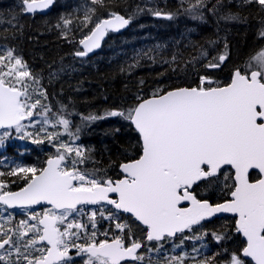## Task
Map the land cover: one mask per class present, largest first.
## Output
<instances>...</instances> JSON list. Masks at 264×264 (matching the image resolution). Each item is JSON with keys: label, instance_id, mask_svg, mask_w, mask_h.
<instances>
[{"label": "snow or ice", "instance_id": "6c2138e0", "mask_svg": "<svg viewBox=\"0 0 264 264\" xmlns=\"http://www.w3.org/2000/svg\"><path fill=\"white\" fill-rule=\"evenodd\" d=\"M52 2L53 0H23L28 12L47 8ZM92 2L103 4V0ZM246 2L256 3L264 8V0ZM198 4L206 6L205 0H198ZM90 11L94 12L95 9ZM155 14L173 18L170 13ZM112 16V19L96 23L91 33L79 41L84 50L76 52L77 56H86L94 48H98L108 30H119L130 23V19L123 16L115 13ZM226 19L237 17L228 16ZM85 20H91L87 13ZM65 23L71 21L65 20ZM260 35L264 36V31ZM225 59L226 55L218 57L220 62ZM0 65L7 68V71L0 70V128L14 127L19 132L25 127L22 121L32 117L33 110L41 104L39 98L29 103L32 97L28 92L26 78L34 81L35 78L22 59L13 55L12 50L7 52V64L5 56L0 55ZM208 66L215 68L219 64ZM5 77L14 79L15 84ZM16 84L21 87H16ZM160 91L162 90H158ZM40 95L46 98L45 92ZM49 111L51 108L45 106L41 113L46 117L45 124L49 123ZM117 116L130 121L142 139L140 158L121 165L125 178H96L94 174L79 170L77 165L84 163L86 159L85 150L67 143L58 145V154L47 161V167L41 169L39 175L35 167H19L9 173L16 175L22 172L25 177L31 173V177H27V186L19 192H0V202L9 207L26 208L43 201L62 211L60 215H56L49 209L39 219L33 215L31 218L37 221L36 224L21 221L17 227H24L25 230L18 233L19 243L13 242L12 236L8 235L12 230H7L0 237V249L11 245L17 260L9 262L8 258L12 255L9 251L0 255V261L19 264L22 257L26 264H60L68 256L70 247L65 238L77 236L78 233L70 230L82 229L84 225L73 221L61 231L57 223H63L68 215L77 211V205L106 201L115 209L132 214L136 220L146 225V239L156 242L174 238L177 233H184L185 230L191 231L196 225L202 226V221L217 213H234L239 217L236 230L242 233L247 242L242 255L251 257L255 264H264V179L255 183L248 179L250 169L264 172V49L253 55L243 70L237 68L226 86H219L211 78L202 77L198 87L176 88L163 94L154 93L151 99L130 109L106 111L104 116L89 115L84 119ZM70 124L69 119L58 114L53 126L60 125L64 132L78 138L80 129L76 128L73 132ZM8 135L10 133L7 131L3 133V136ZM27 135L32 136V133ZM57 135L59 134L48 133L46 138L51 142ZM33 142L42 143L39 139H34ZM73 153L75 158H72ZM225 165L235 169L236 183L229 192L232 199L215 205L207 199H198L193 186L199 187L200 182L211 186L222 175L227 179V174L221 171ZM3 175L4 173H0V176ZM4 187V183L0 182V189ZM109 193H116L118 199H110ZM184 201L189 202L190 206L180 207ZM95 216L96 212L93 211L90 219ZM116 227L123 230L127 226L117 223ZM29 232L34 235L24 241L23 237ZM91 235V243L71 245L78 249V254H88L86 264H121L125 259H143L137 255L143 245L131 239L130 230L128 246H125L121 237L114 238L112 242L104 240L97 243L94 239L96 233L92 232ZM204 235L207 233L196 238L202 239ZM213 237L217 241L224 239V236L216 233H213ZM191 238L182 237L181 244L184 239ZM43 241L51 247H35ZM21 247L26 250L34 249L40 255L33 257L30 252L22 253ZM183 261L184 257L174 256L168 264H183ZM197 264L211 262L203 260L197 261ZM227 264L245 262L239 255L232 254Z\"/></svg>", "mask_w": 264, "mask_h": 264}, {"label": "trees", "instance_id": "16d2710c", "mask_svg": "<svg viewBox=\"0 0 264 264\" xmlns=\"http://www.w3.org/2000/svg\"><path fill=\"white\" fill-rule=\"evenodd\" d=\"M205 3L201 7L198 0H103V4L92 0H56L49 13L29 15L25 13L23 0H0V55L5 56V64L9 50L22 59L35 78L28 82L34 93L29 103L37 98L41 100L33 116L22 123L28 125L27 129L4 131L10 135L3 136L0 143V159L7 162L15 156V150H28V145L35 148L34 139L46 141L48 147L54 146L46 138L50 132L44 119L38 118L32 126L33 117H39L45 106L51 108L47 114L69 119L70 130L74 132L77 124L102 123L105 118L84 119L97 116L98 111L104 116L106 111L135 107L154 93L200 86L199 76L209 64L220 63V55H226L225 63L212 75L227 85L237 68L243 70L250 58L264 49V36L260 35L264 31V8L246 0L219 3L205 0ZM157 12L170 13L173 18L156 15ZM86 13L90 21L85 20ZM113 13L130 19L128 29L109 33L94 56H77L75 53L82 51L79 41L91 33L96 23ZM197 16L202 18H194ZM228 16L237 19H226ZM65 20L71 23L66 24ZM0 70L7 68L0 65ZM5 79L15 84L14 79ZM41 92L46 93V98ZM111 125L117 126L111 130L113 141L123 132L127 140L140 139L122 117H111ZM223 173L227 179L222 175L211 186L204 182L196 186L197 198L213 204L227 200L233 187V173L230 170ZM202 233L207 235L197 239ZM213 233L224 239L215 240ZM184 236L192 238L184 239L181 244ZM244 247L245 241L238 234L234 220L217 218L171 239L144 242L142 264H168L174 256L184 257L183 264L203 260L227 264L232 254L242 259Z\"/></svg>", "mask_w": 264, "mask_h": 264}, {"label": "flooded vegetation", "instance_id": "af4514ba", "mask_svg": "<svg viewBox=\"0 0 264 264\" xmlns=\"http://www.w3.org/2000/svg\"><path fill=\"white\" fill-rule=\"evenodd\" d=\"M223 63L225 62H220V64ZM220 64L218 67L215 68L208 67V70L205 69L199 76V82L201 81L202 77H208L211 78L213 81H215L216 84H218L219 86H224L219 81H216V78L212 75L213 71H216L217 69L220 68ZM206 86L207 85H205V87ZM97 116L98 117L102 116V113L98 111ZM100 120L101 119H99V121ZM129 123L131 124L130 121ZM116 127L117 126L111 125V117H105V120L102 123L91 124L90 126L77 124L76 126L73 127L74 132L76 128L80 129L78 133V138H76L75 140L76 147L78 146L81 147L83 150H85V157H86L84 163L77 165L79 170L85 171L90 175L94 174L96 178H104V179L111 178L112 180H120L125 178L126 174L123 173L121 169V165L140 158L142 154V141L141 139H136L135 137L134 139L127 140V134L125 132L119 135V139L114 141L111 140L112 137L111 130ZM87 134H91V135L87 137ZM34 145H36L35 148H31V146L28 145L29 147L28 150L26 149L23 151L15 150L14 151L15 156L9 158L7 162L4 161L3 159H0V173H4L3 176H0V182H3L5 185L3 189H0V192L3 191L18 192L27 186L28 183L27 177H31V173H28L27 177H25V174L22 172L16 175H9V173L13 172L15 169L19 167H35L37 169V175H39V171L47 167V161L49 159L54 158L58 154L57 153L58 146L48 147V143L46 141H42V143H34ZM60 151L62 152L63 149H61ZM20 153H22L23 155H20ZM72 158H75V155L72 156ZM227 170H230L233 173V171L229 168L222 170V172H225ZM233 176L234 173L232 174V182L234 186L235 183ZM260 178L261 177L259 173L256 171L251 172L249 175L250 182H256ZM195 187L196 186H194L193 191ZM108 195L110 199H118V195L116 193H109ZM229 199H230V195L228 194L227 200ZM49 209H51L52 212L55 213L56 215H60L62 211V210L54 209L53 206L32 205L30 207L22 208V207H8L0 203V225H3V228H0V237H3L4 233L7 232V230L11 229L12 231L8 232V235L12 236L13 242L19 243L20 241H19L18 233L20 231L25 230L24 227L21 228L17 227L20 224V222L26 221L27 224H36L37 221L32 220L31 217L33 215H36L37 219L42 218V216L46 212H48ZM93 211L96 212V216L94 219H90L91 213ZM110 216L114 218L109 219ZM227 217H230L234 220L236 227L237 218L232 216H227ZM221 218H225V217H221ZM73 221H75L78 224L84 225V228L71 229V232L78 233V235L65 238L70 246L68 252L69 256L64 261L60 262V264H86V261L88 260V254L82 252L78 254V249L72 247L71 245L73 243L80 245H87L88 243H91L93 240L91 235L92 232L96 233L94 239L95 242L97 243L104 240L112 242L114 238L121 237L125 242V246H128L130 242L129 241V230H130L131 239L140 242L143 245V247H141L137 252V255L142 257H143L144 242H153V241H148L146 239L147 227L144 226L139 221H137L133 215L117 210L114 208V206L107 204L105 202H101L95 206L82 205L78 207L77 211H74L70 215H68L67 219L63 223H57V227L60 228L61 231H64L67 224ZM117 223L125 224L127 227H125L123 230L118 229L116 227ZM38 227H40L41 229L43 228L42 225H38ZM33 235L34 233L29 232L27 236L23 237V240L27 241ZM239 235L241 236V234ZM245 245H246V241H245ZM42 246L45 248L51 247L45 241L38 243L35 247L40 248ZM9 251L12 253V255L8 258L9 262L16 261L17 256L14 248H12L11 245H6L4 249H0V255H5ZM21 252L22 253L30 252L33 257H38L40 255V253L36 252L34 249L26 250L23 247H21ZM142 261L143 259L133 260V261L128 260V261H122L121 264H142ZM0 264H5V262L0 261ZM19 264H26V262L23 260L22 257L19 260Z\"/></svg>", "mask_w": 264, "mask_h": 264}, {"label": "water", "instance_id": "95a60500", "mask_svg": "<svg viewBox=\"0 0 264 264\" xmlns=\"http://www.w3.org/2000/svg\"><path fill=\"white\" fill-rule=\"evenodd\" d=\"M55 2H56V0H53V2L47 7V8H43V9H41V8H38L35 12H28V11H26V5L24 4V8H25V13L26 14H29V15H33V14H47V13H49L51 10H52V8H53V6H54V4H55ZM120 16H122V15H120ZM113 18V16H111V17H108V18H105V19H112ZM104 20V19H103ZM128 27H129V24L128 25H126V26H124L123 28H120L119 30H108L107 31V33H106V35L103 37V39L100 41V46L98 47V48H94L91 52H89L85 57H91V56H94L98 51H100V49L102 48V46H103V43L105 42V40L107 39V37H108V34L109 33H122V32H125L127 29H128ZM81 49L82 50H84V46L81 44ZM225 61V60H224ZM223 61V62H224ZM233 74H234V72H233ZM232 78H233V75H232ZM231 82V81H230ZM226 86V85H225ZM171 91V90H170ZM152 97H150V98H147V99H151ZM146 100V99H145ZM144 101V100H143ZM143 101H141V102H143ZM26 120V119H25ZM24 120V121H25ZM23 122V121H22ZM132 124V123H131ZM132 126H133V129L136 131V133L139 135V133L137 132V130L135 129V127H134V125L132 124ZM14 128V127H13ZM6 129H11V128H0V131H2V130H6ZM139 137H140V135H139ZM140 139H141V137H140ZM141 141H142V139H141ZM226 168H229V169H231L232 171H233V173H234V176H233V178H234V183H236V181H235V169L233 168V167H231V166H229V165H225L222 169H221V171L222 170H224V169H226ZM253 171H256V172H258L259 173V175H260V179H264V172H261L259 169H250L249 170V174H248V179H249V175H250V173L251 172H253ZM249 182H250V180H249ZM251 183H255V182H251ZM194 186H196V185H194ZM194 186H193V188H194ZM21 191V190H20ZM19 192V191H18ZM199 199V198H198ZM230 199H232V197L230 196ZM229 199V200H230ZM102 202H105V203H107L106 201H102ZM210 202V201H209ZM0 203H2V202H0ZM211 203V202H210ZM224 203V202H223ZM3 204V203H2ZM43 204V205H42ZM5 205V204H4ZM82 205H88V206H95V205H97V204H80V205H77V208L78 207H80V206H82ZM213 205H215V204H213ZM6 206H8V205H6ZM37 206H52L51 204H49V203H47V202H41L39 205L37 204ZM187 206H190V204H189V202H187V201H184V202H182L181 203V205H180V207H187ZM9 207V206H8ZM16 207H20V206H16ZM120 211H122V210H120ZM130 214V213H129ZM132 215V214H131ZM227 216H232V217H236L237 218V220L239 219V217H238V215H236V214H234V213H217L216 215H214V216H212L211 218H209V219H206L205 221H202L201 223H206V222H211V221H214L215 219H217V218H221V217H227ZM135 218V217H134ZM136 219V218H135ZM138 221V220H137ZM140 222V221H139ZM141 223V222H140ZM236 224H237V222H236ZM144 226H146V225H144ZM196 226H199V225H196ZM147 227V226H146ZM195 227V226H194ZM185 231H187V230H185ZM177 234H179V233H177ZM239 234H241V236L243 237V239L246 241V238L242 235V233H240L239 232ZM46 242V241H45ZM247 243V242H246ZM245 247H246V245H245ZM139 251V250H138ZM241 255H242V253H241ZM68 256H69V254H68ZM67 256V257H68ZM66 257V258H67ZM65 258V259H66ZM242 258L244 259V260H246V261H250L252 264H255V261L251 258V257H244L243 255H242ZM133 261V260H131V259H125V260H123V261ZM122 262V261H121Z\"/></svg>", "mask_w": 264, "mask_h": 264}, {"label": "rangeland", "instance_id": "374dc122", "mask_svg": "<svg viewBox=\"0 0 264 264\" xmlns=\"http://www.w3.org/2000/svg\"><path fill=\"white\" fill-rule=\"evenodd\" d=\"M218 64H220V63H218ZM208 67L209 66L206 67V70H208ZM21 70H24V69H21ZM29 80H30V78H26V83H28ZM216 81H218V80H216ZM29 95L32 98L34 96V93L32 92L31 87H29ZM38 118H42V119L45 120L46 117L44 115H40L39 117H37V116L33 117L32 126L35 125L36 122H38ZM47 119L49 120V123L47 124L48 125L47 129L49 130V132L50 133H58L59 134L57 136H54V138L52 140V144L54 146H58L62 142V143H67L70 146L76 147V141H75L76 138H74V137L70 136L68 133L64 132V129H63L62 126H60V125H56L55 127L53 126L55 124V120L54 119H57V117H55L54 115H51V114H47ZM23 125L25 127L19 132H22V131H24L25 129L28 128V125H25V124H23ZM3 133H4V131L0 132V137H2V141H3ZM56 137H57L58 140L56 139ZM0 143H2V142H0ZM74 155L75 154L73 153L72 156H74Z\"/></svg>", "mask_w": 264, "mask_h": 264}]
</instances>
